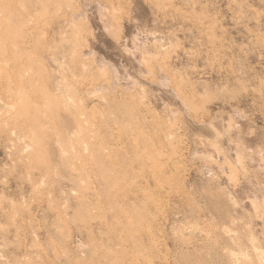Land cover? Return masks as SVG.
<instances>
[{"label":"rangeland","instance_id":"1","mask_svg":"<svg viewBox=\"0 0 264 264\" xmlns=\"http://www.w3.org/2000/svg\"><path fill=\"white\" fill-rule=\"evenodd\" d=\"M0 264H264V0H0Z\"/></svg>","mask_w":264,"mask_h":264}]
</instances>
